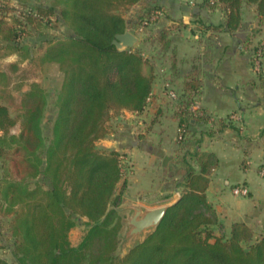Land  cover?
Wrapping results in <instances>:
<instances>
[{"label": "trees", "instance_id": "1", "mask_svg": "<svg viewBox=\"0 0 264 264\" xmlns=\"http://www.w3.org/2000/svg\"><path fill=\"white\" fill-rule=\"evenodd\" d=\"M44 1L19 0V8L0 1L3 56L33 60L46 44L39 57L41 65H57L63 76L49 138L43 127L47 100L40 84L33 83L23 94L19 135L9 134L8 127L16 122L9 120L7 109L0 105V131L5 132L0 135V212L9 218L7 249L17 264H264V235L247 224L234 223L221 237L215 235L216 227L225 226L206 195L216 161L196 145L180 157L185 171L166 188L179 191L180 200L170 206L161 225L144 242L123 258L116 255L121 217L109 208L121 203L117 189L128 167L124 154L97 143L111 133L106 126L109 118L125 112L140 114L150 107L154 65L138 47L119 51L113 45L129 26L125 12L143 0ZM203 4L224 12L227 32L239 30L248 6L256 7L264 21V0H203ZM155 12L162 16L153 21ZM165 16L162 6L151 3L131 26L136 34H145ZM49 24L64 27L66 33L42 39L45 33L40 31L42 45L23 40L32 28L48 29ZM167 30L161 33L163 39ZM263 43L262 39L250 49L256 73L263 68ZM261 49V65L256 69ZM160 70L165 72V68ZM198 101L199 81L191 73L178 101H170L178 130L184 131L182 139L177 131L180 145H188L195 125L209 121L202 106L199 114L192 112L191 106ZM83 217L88 219V230L80 244L73 246L69 234ZM1 228L0 224V240ZM0 264L8 262L0 256Z\"/></svg>", "mask_w": 264, "mask_h": 264}, {"label": "crops", "instance_id": "2", "mask_svg": "<svg viewBox=\"0 0 264 264\" xmlns=\"http://www.w3.org/2000/svg\"><path fill=\"white\" fill-rule=\"evenodd\" d=\"M0 1L13 5L12 0ZM151 3L162 6L167 16L139 36L132 21ZM133 8L125 15L127 30L139 38L136 47L155 67L153 97L142 113L126 112V133L113 140V149L129 156L139 182L136 197L145 198L165 186L166 179L177 180L185 171L180 157L196 145L201 153L214 155L206 195L225 228L245 223L264 235V59L256 73L250 53L251 43L262 40L253 36L264 32H258L260 18L253 11L254 20L246 21L243 14L239 30L227 32L224 12L208 9L203 0H143ZM162 68L165 72L159 74ZM191 73L199 81L200 103L209 121L192 128L185 146L176 141L179 120L164 84L181 91ZM243 189L246 194L236 192Z\"/></svg>", "mask_w": 264, "mask_h": 264}, {"label": "rangeland", "instance_id": "3", "mask_svg": "<svg viewBox=\"0 0 264 264\" xmlns=\"http://www.w3.org/2000/svg\"><path fill=\"white\" fill-rule=\"evenodd\" d=\"M11 1V0H10ZM19 1V0H18ZM17 0H12V3L14 5H17ZM20 1H28V0H20ZM50 0H45V4H50ZM134 8H132L133 10ZM256 12V7L254 6H248L245 7L244 10V19L246 21L254 20L255 16L254 13ZM129 11L125 12V15ZM257 13V12H256ZM258 17V15L256 16ZM261 19V18H260ZM257 19L259 29L258 32L264 31V21ZM260 20V21H259ZM50 28H39L38 29H31L29 32H27L26 36L24 37V41L35 45H42L39 38H40V31L42 33H45V36H41L42 39H51L55 37H62L66 30L62 26H52L49 24ZM54 27V28H53ZM249 30V28H248ZM257 32V33H258ZM143 35L142 32L138 34ZM255 38H258L259 36L261 39L264 40V32L262 34L253 35ZM259 42V41H258ZM258 42L251 43L252 45H256ZM46 44L42 46V49L39 50L36 53V56L33 60H21V57L18 55H10V56H3L5 53L4 49L0 47V105L5 107L8 111L9 120L15 121L16 124L8 127V132L10 135H19L21 132L22 127V99L23 94L27 92L31 85L33 83H38L42 86V88L45 91L46 100H47V108L45 111V116L43 120V127L45 130V135L49 138L50 136V129L53 125V118L56 114V104L58 100L59 95V88L61 85L62 80V74L59 71V67L57 65L51 64L47 66H43L40 63L39 57L42 55V52L46 49ZM35 48V47H34ZM38 48V47H37ZM3 74L4 76H1ZM126 112L123 114V116H113L109 118L106 122L107 129L111 132L110 135L104 139L99 141L97 144L100 147L105 148H111L113 149L115 147V143H113L114 139L121 135L122 133H126L125 130L127 126H125L124 122L126 121L125 118H127ZM133 119V118H130ZM135 131H139L137 129V126L134 127ZM4 131H0V135H4ZM124 135V134H122ZM121 135V136H122ZM119 136L120 138H122ZM109 138V139H108ZM107 139L109 141H107ZM125 155V154H124ZM128 155L124 156V164L127 165V174L125 175L124 179L120 182L118 189H117V195L121 198V203L118 206L111 205L110 210L115 209L118 214L121 217V229L118 234V248L116 250V255L123 258L125 257L130 250L140 241H143L147 235L139 238L132 239L131 241L125 242L123 241L124 233L127 229L128 224V217L130 216L129 211H123L121 208L124 205H131V204H139L142 206H146L149 208H155L160 207L164 205L172 206L176 202H178L181 198V193L171 190H166V188L169 186H173L174 182L171 179H166L165 186H159L156 189H152V191L149 192L145 196V198L136 197L135 191L138 189L139 182L137 179H134L136 177V173H133V168L131 167V161L129 159ZM2 162H0V178L3 174L2 170ZM133 176V177H132ZM141 184V183H140ZM164 188L165 191L161 192L160 190ZM170 199H167L170 197ZM120 209V210H119ZM0 224L2 229V239L0 240V245L2 248H0V256L7 260L8 264H17L15 258L12 256L11 252L7 247L11 244V237L9 233V218L2 215L0 212ZM88 219L82 218L79 221V224L71 230L69 236L70 241L73 246H78L80 242L82 241V238L86 234L88 230ZM227 229L223 227H216L214 230V233L217 237H221ZM214 241V240H213Z\"/></svg>", "mask_w": 264, "mask_h": 264}, {"label": "water", "instance_id": "4", "mask_svg": "<svg viewBox=\"0 0 264 264\" xmlns=\"http://www.w3.org/2000/svg\"><path fill=\"white\" fill-rule=\"evenodd\" d=\"M138 41L139 38L133 32L126 30L123 34L116 36L113 45L119 51H125L134 49ZM169 208L170 206L168 205L155 208H149L139 204L124 205L121 210L129 211L130 216L128 217L127 229L124 233L123 241L128 242L132 239L147 235L143 241L138 243L144 242L161 225Z\"/></svg>", "mask_w": 264, "mask_h": 264}, {"label": "built area", "instance_id": "5", "mask_svg": "<svg viewBox=\"0 0 264 264\" xmlns=\"http://www.w3.org/2000/svg\"><path fill=\"white\" fill-rule=\"evenodd\" d=\"M12 6H15L16 8H19L18 5H12ZM1 7V5H0ZM162 16V13L161 12H155L153 17H152V20L155 21L157 20L159 17ZM262 48L264 49V43L262 44ZM263 49L259 50L258 51V55L256 57V69H259L260 68V65H261V55H262V51ZM162 73L164 72L163 70L161 71ZM164 87L166 89V95L168 96V99L171 101V102H176L178 101L179 99V91L178 89H176L173 85H171L169 82L165 83L164 84ZM152 97H153V94H151V96L149 97L148 99V104H151L152 102ZM200 109H201V103L200 101L194 103L192 106H191V110L193 113H195L196 115L199 114L200 112ZM179 132V139H182V133L184 132L182 129H179L178 130ZM261 175L262 177L264 178V162H263V168L261 169ZM237 193H241V194H246L247 191L245 189L243 190H237L236 191Z\"/></svg>", "mask_w": 264, "mask_h": 264}]
</instances>
